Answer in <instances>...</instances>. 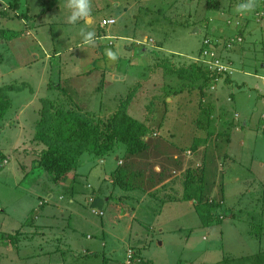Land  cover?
Masks as SVG:
<instances>
[{"label": "rangeland", "instance_id": "obj_1", "mask_svg": "<svg viewBox=\"0 0 264 264\" xmlns=\"http://www.w3.org/2000/svg\"><path fill=\"white\" fill-rule=\"evenodd\" d=\"M247 2L89 0L70 24L68 0H0V264H264V0ZM43 99L98 129L58 181ZM121 106L149 130L134 154Z\"/></svg>", "mask_w": 264, "mask_h": 264}, {"label": "trees", "instance_id": "obj_2", "mask_svg": "<svg viewBox=\"0 0 264 264\" xmlns=\"http://www.w3.org/2000/svg\"><path fill=\"white\" fill-rule=\"evenodd\" d=\"M14 88L12 85L0 88V117L8 106L7 90ZM40 114L34 138L47 146L48 151L39 164L49 170L58 181L76 166L73 162L79 154L94 152L98 129L69 111L53 112L48 99L42 100ZM109 126L117 140L126 145L128 154H134L144 147L141 137L149 130L143 123L129 116L125 106H121ZM6 239L11 243L15 241V238ZM6 239L3 237L0 240L3 244H8Z\"/></svg>", "mask_w": 264, "mask_h": 264}, {"label": "clouds", "instance_id": "obj_3", "mask_svg": "<svg viewBox=\"0 0 264 264\" xmlns=\"http://www.w3.org/2000/svg\"><path fill=\"white\" fill-rule=\"evenodd\" d=\"M67 7L71 10L70 15L67 17L70 24H74L78 19H87L90 17V4L89 0H68ZM236 11L244 15L252 11L251 0L247 3H241L237 6ZM84 40L87 43H92V38L94 37L93 32L83 33ZM106 55L111 60L116 59V54L108 49L106 50Z\"/></svg>", "mask_w": 264, "mask_h": 264}, {"label": "crops", "instance_id": "obj_4", "mask_svg": "<svg viewBox=\"0 0 264 264\" xmlns=\"http://www.w3.org/2000/svg\"><path fill=\"white\" fill-rule=\"evenodd\" d=\"M264 52V51H263ZM263 57V56H262ZM259 62H260V64H261V66L263 67V69H264V58H262V59H260L259 60ZM262 80L264 81V77L262 78ZM247 121V120H246ZM245 124H247V125H249V123L248 122H246ZM241 147H242V149H243V147H244V143L242 142L241 143V145H240ZM259 166H261L259 163H257ZM251 168H249V166H247L246 168H244V169H230L229 170V172H231V175H233L234 177V179H235V181H236V183L237 182H243V181H246V179H247V181L249 180L248 179V176H249V174H251V170H250ZM255 176V175H254ZM93 187V186H92ZM250 188V187H249ZM249 192H251V188H250V190H248V193ZM247 193V196H250L249 194ZM99 214H102L101 212H99ZM110 217V216H109ZM120 227H119V233H120V231H123V230H125L126 228H127V225H119ZM162 226H164V227H167L166 225H162ZM229 226V225H228ZM261 226H263V225H261ZM169 228V227H168ZM171 228V227H170ZM227 232H228V228H227ZM233 234L234 233H230V232H228L227 233V238H230V237H232L233 236ZM251 235V234H250ZM246 237H244L243 238V243L242 244H244L245 246H247L248 247V250H247V252H246V254L244 255V256H250L252 253H253V251L259 246V244H260V241H261V238L260 237H258V238H252V236H248L247 237V239H245ZM235 239L236 238H233L232 240L233 241H235ZM16 240V239H15ZM250 241H252V244L253 245H256V243H257V246H256V248L254 249L253 248V250H252V246H251V242ZM14 243H15V241H14ZM249 246H251V247H249ZM234 252V249H232L231 248V253H233ZM236 253H237V251H236Z\"/></svg>", "mask_w": 264, "mask_h": 264}, {"label": "built area", "instance_id": "obj_5", "mask_svg": "<svg viewBox=\"0 0 264 264\" xmlns=\"http://www.w3.org/2000/svg\"><path fill=\"white\" fill-rule=\"evenodd\" d=\"M112 23H114V20L109 19V20L103 21V22L101 23V26H104V25H106V24H112ZM128 263H130V262H128Z\"/></svg>", "mask_w": 264, "mask_h": 264}]
</instances>
